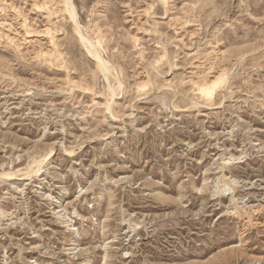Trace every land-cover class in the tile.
Returning <instances> with one entry per match:
<instances>
[{"label":"rangeland","instance_id":"1","mask_svg":"<svg viewBox=\"0 0 264 264\" xmlns=\"http://www.w3.org/2000/svg\"><path fill=\"white\" fill-rule=\"evenodd\" d=\"M66 3L0 0V264H264V0H72L105 75Z\"/></svg>","mask_w":264,"mask_h":264},{"label":"bare ground","instance_id":"2","mask_svg":"<svg viewBox=\"0 0 264 264\" xmlns=\"http://www.w3.org/2000/svg\"><path fill=\"white\" fill-rule=\"evenodd\" d=\"M64 2V1H63ZM65 3H66V0H65ZM65 5V4H64ZM66 6V7H65ZM65 6H63L62 5V7H64V8H66V10L65 9H62V10H65V11H67V14H69V16H70V18L74 21V26H75V31H76V33L80 36V40H81V42L86 46V48H87V51H88V53L93 57V58H95L96 59V61H97V63H98V67H100V69H101V71H102V73H104V75L105 74H107L109 71H110V69L112 68V67H110V69L108 68V65H109V63L107 62V61H105L104 60V58L102 57V55H101V52L97 49V47L96 46H94L87 38H85L84 36H83V34H82V32H81V30H80V26L78 25V23H77V21H76V10H75V7H74V5L72 4V0H68L67 1V3H66V5ZM60 9H61V7H60ZM64 12V11H63ZM26 24V23H25ZM24 24V25H25ZM28 26V25H27ZM46 31H48V30H46ZM41 34V33H40ZM51 44V43H50ZM54 51V50H53ZM46 60V59H45ZM57 62V61H56ZM114 88V87H113ZM208 91V90H207ZM113 101V100H112ZM110 105V104H109ZM110 108H111V106L107 109V110H110ZM71 154L73 153V152H70ZM47 156V155H46ZM49 156V155H48ZM47 156V157H48ZM46 158V157H45ZM44 158V159H45ZM45 161V160H44ZM39 164V163H38ZM42 166V165H41ZM34 168V167H33ZM38 168V167H37ZM35 171V170H34ZM34 171H32V172H34ZM31 173V172H30ZM36 173V172H35ZM28 175V174H27ZM2 177L4 176V177H7V178H10V177H13L14 176V174H12V173H3L2 175H1Z\"/></svg>","mask_w":264,"mask_h":264}]
</instances>
